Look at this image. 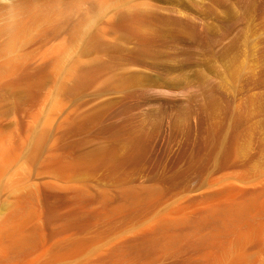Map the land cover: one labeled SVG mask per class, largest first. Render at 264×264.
Returning a JSON list of instances; mask_svg holds the SVG:
<instances>
[{
	"label": "rangeland",
	"instance_id": "rangeland-1",
	"mask_svg": "<svg viewBox=\"0 0 264 264\" xmlns=\"http://www.w3.org/2000/svg\"><path fill=\"white\" fill-rule=\"evenodd\" d=\"M67 1L0 0V264H264V2Z\"/></svg>",
	"mask_w": 264,
	"mask_h": 264
},
{
	"label": "bare ground",
	"instance_id": "bare-ground-1",
	"mask_svg": "<svg viewBox=\"0 0 264 264\" xmlns=\"http://www.w3.org/2000/svg\"><path fill=\"white\" fill-rule=\"evenodd\" d=\"M64 1V0H63ZM68 1L69 2H71V4L70 3H68ZM67 1V3H66V5H68V7L69 6H71V7H69V8H72V9H74L75 7L77 8V6L79 7V4L80 3H82L84 0H68ZM121 0H98V2L97 3H95V7L98 9V13H100L99 11H101V10H99V9H102V8H107V6H109V5H111V6H113V5H115V4H118L119 2H120ZM123 1V0H122ZM143 1V0H142ZM255 1V0H254ZM256 1H260V2H264V0H256ZM17 2H18V0H17ZM147 2V1H146ZM19 4L17 5V6H15V7H10L9 9H10V14H11V18H13L14 17V15L17 13V11H24V12H27L26 14L28 15H30L29 17H34V15L35 14H37V11H39L40 12V10L42 9V7H46V8H49V9H56V10H58L59 8H60V3H62V0H61V2H60V0H19V2H18ZM126 3H128V2H126ZM65 4V3H64ZM64 4L62 3L61 5H63L64 6ZM83 4V3H82ZM97 4V5H96ZM123 5H120V7H122V6H124L125 4L124 3H122ZM142 4V3H141ZM225 5V4H224ZM14 6V5H13ZM118 6V5H117ZM117 6L115 5L114 7H116L117 8ZM143 6V5H142ZM68 7H66L65 6V8H68ZM119 6H118V8H120ZM126 7V6H125ZM140 7V6H139ZM43 8V9H44ZM45 8V9H46ZM94 8V7H93ZM122 8H124V7H122ZM141 8V7H140ZM130 9H131V7H130ZM142 9V8H141ZM140 9V10H141ZM96 10V9H95ZM104 10V9H103ZM136 10V9H135ZM138 10V9H137ZM74 11V10H73ZM121 11V10H120ZM139 11V10H138ZM7 12H8V10H7ZM96 13H97V10H96ZM23 14V13H22ZM46 14V13H45ZM58 14V13H57ZM93 14V13H92ZM28 17V16H27ZM51 17V16H50ZM91 17V16H90ZM93 18H94V15L92 16ZM91 17V19H92V21H93V18ZM96 17V16H95ZM25 18V17H24ZM38 18V17H37ZM41 18H42V16H41ZM87 18V17H86ZM33 19V18H32ZM36 19V18H35ZM47 19V18H46ZM91 19L89 20V18H87V20H84V25H83V27L85 28V27H88V26H90V24L92 23L91 22ZM42 20H43V18H42ZM41 20V21H42ZM28 21V20H27ZM27 21H25L26 22V24H27ZM30 21V20H29ZM37 21V20H36ZM33 23V22H32ZM82 24V23H81ZM93 24V23H92ZM91 24V25H92ZM32 26V25H31ZM10 27V28H9ZM91 27V26H90ZM81 28H82V25H81ZM30 28H29V26L27 27L25 24L23 25V24H19L18 22H15L14 23V25L11 27V26H8L7 27V29H5V31L4 32H6V35H7V41H6V43H5V46H4V52H10V51H12V53L11 54H13V48H15L16 46H18L19 47V44L20 43H23L26 39L25 38H27V36L28 37H30V34H29V31H31V30H29ZM81 31V30H80ZM1 32V31H0ZM78 32H79V30H78ZM32 33V32H31ZM81 33V32H80ZM84 33V32H83ZM82 34V33H81ZM80 36V35H79ZM6 40V39H5ZM24 40V41H23ZM17 50V49H16ZM15 56V55H14ZM15 58V57H14ZM12 60V59H11Z\"/></svg>",
	"mask_w": 264,
	"mask_h": 264
}]
</instances>
